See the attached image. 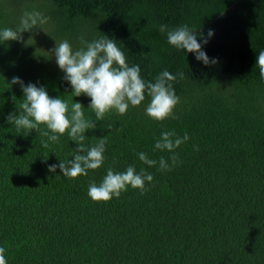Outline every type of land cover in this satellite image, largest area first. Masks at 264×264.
I'll return each mask as SVG.
<instances>
[{
	"label": "trees",
	"instance_id": "obj_1",
	"mask_svg": "<svg viewBox=\"0 0 264 264\" xmlns=\"http://www.w3.org/2000/svg\"><path fill=\"white\" fill-rule=\"evenodd\" d=\"M236 1L0 0V30L17 28L25 11L50 18L22 41L0 43V246L8 264H264V78L256 66L264 0L233 7ZM161 24H187L205 37L213 30L202 50L217 63L169 45ZM103 35L145 80L165 69L177 75L178 118H149L148 98L124 115L108 114L84 141L91 147L106 137L104 165L69 179L48 167L72 159L76 143L67 134L54 143L9 124L23 98L10 82L19 77L54 98L78 101L95 120L90 98L73 97L50 52L62 40L78 49L81 36L90 42ZM171 130L190 137L175 150L180 162L171 171L139 160L140 152L168 159L172 153L154 145ZM129 165L153 174L147 191L129 187L109 202L91 200V181Z\"/></svg>",
	"mask_w": 264,
	"mask_h": 264
},
{
	"label": "clouds",
	"instance_id": "obj_2",
	"mask_svg": "<svg viewBox=\"0 0 264 264\" xmlns=\"http://www.w3.org/2000/svg\"><path fill=\"white\" fill-rule=\"evenodd\" d=\"M49 19L42 12L25 11L17 28L0 30V43L22 41L25 31L42 29L41 25L46 24ZM158 27L160 32H166L169 45L195 54L196 60L205 65L217 63L215 59L210 60L202 50L203 45L208 43V38L214 35L213 30L209 29L205 37L203 32L197 33V29L190 28L187 24L174 29H169L164 24ZM198 35L203 39V44L198 42ZM79 39L81 47L78 49H74L68 40H62L56 42L50 53L65 73L64 80L70 83L73 97L84 95L90 98L91 103L87 109L94 113L95 120L85 117V107L82 103L74 100L70 103L62 97L54 98L44 86L33 83L25 85L19 77H13L10 85L19 84L23 98L18 114L10 113L7 117L8 123L14 125L18 131L23 130L26 134L39 132L54 143L59 142L60 136L67 134L77 145L73 158L49 165L48 170L55 173L59 168L62 175L69 179L86 176L89 170H97L105 163L106 137H101L98 143L91 147L84 143L85 133L95 129L97 121H102L112 112L124 115L130 107L141 106L146 98L149 102L145 113L149 118L156 121L177 119L175 109L181 100L173 87L177 75L167 69L160 72L154 82L145 80L140 66L129 65L125 52L116 40L107 35L90 42L82 36ZM256 66L261 78H264V51L258 53ZM178 77L184 79L185 73L180 72ZM13 99L15 100V97ZM42 126L47 130H42ZM189 139L187 133L180 137L174 130L163 131L155 141L154 149L172 153L168 159L164 156H161L159 161L149 159L144 152L137 155L139 160L149 167L158 165L160 171H171L180 162L175 150ZM44 147H48L47 142ZM153 181L152 173L145 169L138 172L134 165H129L122 172L109 167L99 184L94 180L89 183L87 195L94 202H109L113 198H119L129 187L138 189L143 194L148 190L146 185L152 184ZM0 264H8L6 249L2 246Z\"/></svg>",
	"mask_w": 264,
	"mask_h": 264
},
{
	"label": "water",
	"instance_id": "obj_3",
	"mask_svg": "<svg viewBox=\"0 0 264 264\" xmlns=\"http://www.w3.org/2000/svg\"><path fill=\"white\" fill-rule=\"evenodd\" d=\"M240 1H241V0H237L236 2H234V3L232 4V6L235 7Z\"/></svg>",
	"mask_w": 264,
	"mask_h": 264
}]
</instances>
